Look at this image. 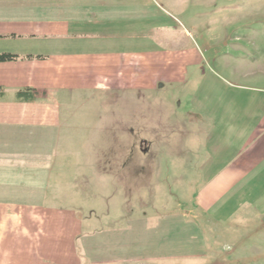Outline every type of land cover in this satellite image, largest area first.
<instances>
[{
	"label": "rangeland",
	"instance_id": "rangeland-1",
	"mask_svg": "<svg viewBox=\"0 0 264 264\" xmlns=\"http://www.w3.org/2000/svg\"><path fill=\"white\" fill-rule=\"evenodd\" d=\"M146 4L160 18L135 23L138 67L154 55L159 73L168 56L182 82L76 94L57 158L77 210L76 264H264L230 256L234 217L197 203L217 173L205 158L228 142L219 123L264 104V0Z\"/></svg>",
	"mask_w": 264,
	"mask_h": 264
},
{
	"label": "crops",
	"instance_id": "crops-1",
	"mask_svg": "<svg viewBox=\"0 0 264 264\" xmlns=\"http://www.w3.org/2000/svg\"><path fill=\"white\" fill-rule=\"evenodd\" d=\"M146 5V0H0V53L18 56L0 62V264H76L77 210L60 193L70 179L57 161L61 139L69 138L63 130L76 94L182 82L168 56L159 73L147 68L154 55L144 54L145 68L138 67L135 23L160 18ZM25 90L33 91L32 100L17 97ZM250 106L257 112L246 109L219 123L228 142L204 157L217 173L197 203L219 218L234 217L227 232L237 234L238 246L230 256L263 262L264 104Z\"/></svg>",
	"mask_w": 264,
	"mask_h": 264
},
{
	"label": "trees",
	"instance_id": "trees-1",
	"mask_svg": "<svg viewBox=\"0 0 264 264\" xmlns=\"http://www.w3.org/2000/svg\"><path fill=\"white\" fill-rule=\"evenodd\" d=\"M18 56L10 53H0V62L15 60ZM19 99L32 100L34 98L33 91L25 90L17 93Z\"/></svg>",
	"mask_w": 264,
	"mask_h": 264
}]
</instances>
